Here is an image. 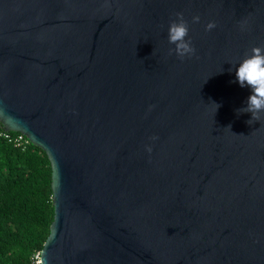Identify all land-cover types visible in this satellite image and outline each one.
Here are the masks:
<instances>
[{
	"label": "water",
	"instance_id": "obj_1",
	"mask_svg": "<svg viewBox=\"0 0 264 264\" xmlns=\"http://www.w3.org/2000/svg\"><path fill=\"white\" fill-rule=\"evenodd\" d=\"M254 46L264 0H0V123L52 165L46 264H264V113H237Z\"/></svg>",
	"mask_w": 264,
	"mask_h": 264
},
{
	"label": "trees",
	"instance_id": "obj_2",
	"mask_svg": "<svg viewBox=\"0 0 264 264\" xmlns=\"http://www.w3.org/2000/svg\"><path fill=\"white\" fill-rule=\"evenodd\" d=\"M2 131L0 123V264H33L54 218L52 165L41 147H17Z\"/></svg>",
	"mask_w": 264,
	"mask_h": 264
},
{
	"label": "clouds",
	"instance_id": "obj_3",
	"mask_svg": "<svg viewBox=\"0 0 264 264\" xmlns=\"http://www.w3.org/2000/svg\"><path fill=\"white\" fill-rule=\"evenodd\" d=\"M107 4V0H105ZM177 19L170 21L168 28V42L175 45L169 49V55L175 54L180 60L196 56L197 49L189 37V22L184 18L183 13H176ZM193 23L200 22V16L192 18ZM216 23L209 22L205 31H211L216 27ZM243 27V26H242ZM236 78L241 87H249L251 95L246 101V107L237 110V113H251L252 119L247 123L261 120V114L264 113V47L254 46L251 49V55L239 64L236 70ZM216 105V104H215ZM219 105H216V109ZM153 140L157 137H152ZM146 151L151 153L152 147L146 146ZM35 264H46L44 253L37 251L34 254Z\"/></svg>",
	"mask_w": 264,
	"mask_h": 264
},
{
	"label": "built area",
	"instance_id": "obj_4",
	"mask_svg": "<svg viewBox=\"0 0 264 264\" xmlns=\"http://www.w3.org/2000/svg\"><path fill=\"white\" fill-rule=\"evenodd\" d=\"M15 132L16 133L13 134L10 131L4 130L1 132V135H3L5 138H7L10 142H12L17 147L25 148L27 147L29 143H31L30 139L27 137L26 134L20 131H15ZM37 251L41 252V250H37ZM37 251H35L31 257L33 264H35L33 257Z\"/></svg>",
	"mask_w": 264,
	"mask_h": 264
}]
</instances>
